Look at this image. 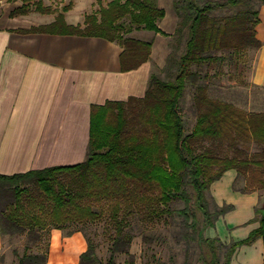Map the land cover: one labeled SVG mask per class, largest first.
I'll return each instance as SVG.
<instances>
[{
    "label": "trees",
    "instance_id": "trees-1",
    "mask_svg": "<svg viewBox=\"0 0 264 264\" xmlns=\"http://www.w3.org/2000/svg\"><path fill=\"white\" fill-rule=\"evenodd\" d=\"M95 1L98 9L84 16L82 26L66 24L59 13L49 24L20 31L57 32L116 42L122 48L121 70L137 68L148 59L151 42L128 34L132 30L162 33L158 22L165 15L164 9L157 7L154 0H109L105 5ZM7 2L19 3L9 13L12 17L30 11L50 12L42 0ZM262 4L264 0H208L202 5L195 0H175L178 32L186 28L187 38L183 52L172 50L168 54L166 65L173 77L163 81L150 75L143 97L91 106L88 147L82 162L0 174V233L25 235L27 242L37 244L53 229L74 227L67 231L66 236H70L71 232H81L88 223L104 221L110 241L109 258L101 263L95 246L86 238L87 246L78 264H132V260L118 263L114 258L117 253L128 255L132 234L125 228L130 217L149 223L177 215L185 225L191 221L190 228L195 230L198 209L205 227H212L214 220L232 206L213 204L211 214L210 184L228 170H234L237 179L239 175L246 176L252 167L264 169V159H248L237 150V142L264 145V113L246 112L229 102L209 98L205 83L208 74L200 76V67L225 60L237 67L242 51L260 47L255 26ZM224 8L232 12L224 20L211 16ZM216 75L217 72L212 77ZM186 82L195 87L196 109L195 123L188 134L180 112ZM206 141L210 142L208 146L203 144ZM222 148L233 154L220 153ZM259 183L264 189V179ZM176 200L183 202V208L170 207ZM256 215L258 226L244 239L225 244L202 237L201 242L210 248L204 264H219L215 252L219 248L224 249L220 264H229L240 246L258 238L264 244V210H256ZM48 243L41 254L25 249L17 256L16 264H44Z\"/></svg>",
    "mask_w": 264,
    "mask_h": 264
},
{
    "label": "crops",
    "instance_id": "crops-1",
    "mask_svg": "<svg viewBox=\"0 0 264 264\" xmlns=\"http://www.w3.org/2000/svg\"><path fill=\"white\" fill-rule=\"evenodd\" d=\"M160 7L165 12L160 20L164 26L159 21L158 28L164 34L152 32L156 42L151 43L148 59L127 71L121 70L122 48L116 42L57 32L23 33L20 30L52 21L9 27L8 14H0V174L72 165L85 159L91 106L145 94L158 43L176 26L170 6ZM63 17L66 24L77 25ZM258 18L255 37L260 47L253 81L264 84V4ZM235 181L236 172L228 170L208 189L212 204L232 206L204 230L206 237L225 244L246 238L258 226L257 208L264 207V189L242 192L234 188ZM50 236L51 243L62 240L59 230H51ZM71 237L81 239L74 233L64 240ZM262 261L264 244L258 238L237 248L229 264Z\"/></svg>",
    "mask_w": 264,
    "mask_h": 264
},
{
    "label": "rangeland",
    "instance_id": "rangeland-1",
    "mask_svg": "<svg viewBox=\"0 0 264 264\" xmlns=\"http://www.w3.org/2000/svg\"><path fill=\"white\" fill-rule=\"evenodd\" d=\"M43 5L50 9L48 14H42L35 11H30L25 17L10 16L12 9L19 5L18 2L10 3L7 0H0V14L7 15L9 18V27L38 23H46L53 21L55 16L62 13L63 16L70 17L73 22H77L82 26L84 16L90 14L98 9V4L95 0H42ZM109 0H101L102 5H105ZM157 7L166 6L173 10L176 16V26L172 34L168 37H162V42L158 43L157 50L153 56L151 75L157 76L159 79L166 81L171 79L172 71L166 65L168 54L174 50L181 53L184 50V42L187 38L186 28L179 29V18L174 9L175 0H154ZM199 5L208 0H195ZM218 1V0H212ZM165 3V5L163 4ZM162 3V4H161ZM64 8H67L64 11ZM232 13L229 9L215 11L211 16L218 20H224L225 16ZM41 25V24H40ZM160 25L164 26V21H160ZM61 29V28H60ZM132 30L128 37L134 36L143 41L151 42L155 45L153 33L146 30ZM134 38V39H136ZM222 54L216 53V55ZM241 59L237 67H232L228 61L221 64L212 63L210 66L205 65L200 67L201 73L208 74V79L205 82L208 86L207 96L209 98L217 99L224 102H229L241 110L246 112L264 113V84L255 83L253 76L256 65L257 49H246L241 52ZM199 69V70H200ZM217 72L216 77L212 75ZM198 81L195 82L197 84ZM195 94V87L190 82H186V87L183 96L180 100V112L184 125V132L188 134L196 118V109L193 105V97ZM210 142H204V145H209ZM264 146V145H262ZM254 142L243 143L237 142V150L241 151L242 157L248 159H264V147ZM220 153L233 154L232 150H226ZM247 176V177H246ZM246 176H238L234 188L242 191L261 190L259 181L264 179V169L252 167L249 169ZM189 194H193L191 189H188ZM181 200L173 201L170 204L172 209L183 208ZM257 208L258 211L264 210V207ZM209 211H214L212 202H208ZM195 230L190 228L189 221L187 225L181 221L177 215L171 217L164 216L161 219L149 223H144L138 217H130L128 226L125 230L132 234V240L128 249V255L125 253H117L114 255L115 261L123 263L124 261L132 260V264H204V260L208 258L210 248L205 243L201 242V238H208L204 234L205 220L200 210L195 209ZM212 217V216H211ZM258 217V215H257ZM213 219V217L211 218ZM106 223L104 221L92 222L83 226L79 233L81 239L72 238L67 241L64 240L67 231L70 229L59 230L62 234V240L54 239L51 243V236L43 235L42 241L37 244L27 242L25 235H3L0 233V264H16L17 256L22 255L23 251L31 254L44 253V248L49 241L47 250L46 262L44 264H78L79 255L86 249L87 241L89 239L95 246V255L101 263L109 258L110 241L107 239L105 233ZM212 239V238H210ZM218 239V238H216ZM51 243V244H50ZM51 245V246H50ZM218 247V244H214ZM219 258V264L224 257V249L219 248L215 251Z\"/></svg>",
    "mask_w": 264,
    "mask_h": 264
}]
</instances>
